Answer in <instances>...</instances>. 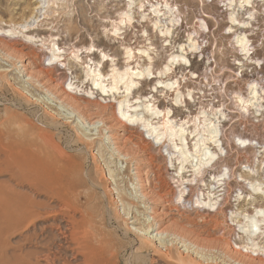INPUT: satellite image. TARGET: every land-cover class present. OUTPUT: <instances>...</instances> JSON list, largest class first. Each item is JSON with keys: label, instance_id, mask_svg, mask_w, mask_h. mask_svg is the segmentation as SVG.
<instances>
[{"label": "rangeland", "instance_id": "374dc122", "mask_svg": "<svg viewBox=\"0 0 264 264\" xmlns=\"http://www.w3.org/2000/svg\"><path fill=\"white\" fill-rule=\"evenodd\" d=\"M168 1L175 3L181 12L182 23L178 31L180 40L185 37L184 30L189 28L198 31L197 17L208 25V31L201 34L204 58L193 56L192 68L179 66L173 73H183L189 77L187 70L190 69L197 76L195 81L198 82L187 81L185 84L195 89V103L191 104L187 98L185 103L190 108L192 105L194 109L201 105L205 107L211 102L214 107L227 111L221 128L226 154L212 166L211 172L217 174L224 166L229 172L222 187L223 191L220 192L222 200L214 210L191 205L197 195L206 191L208 173L201 176L204 177L202 182L201 177H198L191 185H179L181 181L175 173L176 154H172L171 159L166 155L172 142L163 140L160 144H155L144 132L141 122L131 124L123 121L118 110L119 100L124 96L123 88H118L117 91L107 90L110 79L106 75L110 73L112 64L119 69L125 65L126 45L135 53L138 49L148 48V57H153V72L166 63L170 50L168 45H164V38L154 29L152 19L142 22L139 20L130 27L123 26L118 38L110 35L111 24L113 21L118 22V13L124 9L125 0H0V141L6 144L5 138L11 134L15 140L36 149L41 155L47 154L45 150L51 152L46 143L57 146L65 154L64 165L69 178L78 179L82 194L86 191L94 195L87 207L96 224L104 228L109 238L130 248L143 236L133 230L130 232L128 226L139 230L141 228L140 231L146 232L147 236L155 231L151 228L148 232L143 230H147L153 220H150L151 215L146 212L148 205L145 207L138 197L131 174L133 162L119 156L107 137L108 132L103 123L107 116L118 124L119 130L130 138L132 144L141 148L143 154L153 162V169L156 172L159 170L164 180L159 192L164 195L167 205L161 221L163 231L169 236L161 238L162 242L153 236L150 238L152 243H170L172 234L179 233L185 240L201 247L192 252L197 257L203 252L206 256L219 258L229 253L227 247L246 253L245 246L251 240L243 231V225L229 220V213L233 210L232 215L238 221L242 219V214H255L256 210L264 207L262 192L260 196L256 194L251 199L247 196L233 201L239 189L244 196L248 193L249 186L240 181V175L248 178L247 180H257L261 186L260 191L264 190V151L262 155H257L254 148L260 146L264 149V110L260 115L252 114V110L248 113L242 112L235 97L237 94L246 96L247 84L254 79L259 80L264 87V18H253V21L250 20V27L242 26L241 29V26L230 25L228 12L222 10L219 0H204L201 5L198 0ZM263 2L253 7L254 10ZM236 7L238 12L234 14L237 20L240 23L247 22L248 16L242 14L240 1H237ZM203 14L209 17L204 18ZM137 18L138 15L135 20ZM230 26L249 35L248 38L255 47V56L258 60L262 59L260 66L246 64L243 68L248 70H244L234 64L239 58V52L234 49L231 36L225 34ZM52 44L55 50L61 52L60 61H48L53 51ZM91 45L94 51L86 50ZM77 51L79 57L75 59L72 52ZM101 52L107 54V59L97 65L96 61L100 59ZM148 57L137 55L136 59L144 64L148 62ZM205 60H208V64ZM21 61H28L34 67L30 76L21 71ZM94 68L104 74L101 81L107 91L103 92L96 87L90 76L84 77L86 70L91 72ZM152 75L138 79V85L129 94L128 112L138 111L144 116L142 103L145 101L143 97L147 96L155 99L161 108L168 105L174 110V116L180 117L184 113V107L173 106L172 97L152 89L157 80L155 73ZM41 82L45 86H39ZM69 83L71 87H68ZM87 91L91 94L86 93ZM139 96L142 97L138 98ZM95 114L102 117H99L98 123L90 120ZM239 135L250 139L253 145H237L234 137ZM187 166H183L184 177L190 174ZM243 166H249L245 168L247 171H243ZM5 174L3 171L0 173V181L7 178L8 175ZM151 174L146 173V176ZM183 186L188 187L183 190L185 202L178 198ZM105 188H110L112 192L105 194ZM122 198L130 204L126 205ZM132 216H135L136 223H129L134 220ZM258 229L253 239L263 246L264 238L258 239V234L264 230V223ZM10 240L14 241L12 238ZM172 245L174 248L179 246L178 243ZM146 253L145 263L150 264L152 254ZM252 255L257 257L256 253ZM171 256L175 259L174 250Z\"/></svg>", "mask_w": 264, "mask_h": 264}, {"label": "bare ground", "instance_id": "6f19581e", "mask_svg": "<svg viewBox=\"0 0 264 264\" xmlns=\"http://www.w3.org/2000/svg\"><path fill=\"white\" fill-rule=\"evenodd\" d=\"M198 1L201 5L204 0ZM237 1H240L242 14L248 16L247 22L241 21L242 23H240L234 14V12H238ZM237 1L219 0V4L222 3V10L228 12L230 25L241 26V29L242 26L248 28L250 27V20L258 18L259 11L257 8L254 10L253 7H257L258 3L264 0ZM261 5H264V2ZM136 15H138L137 20H135ZM202 16L204 18L209 17L207 14ZM197 18L198 31L188 28L187 31L184 30L185 37L180 40L178 31L182 19L180 9L175 3L168 0H125L124 9L118 13V22L113 21L111 24L110 35L118 38L117 35L123 26L128 25L130 27L139 20L142 22L146 19H152L154 29L164 38L163 43L165 46L168 45L170 50L166 63L153 72L151 70L153 57H148V48L138 49L135 53L129 45H126L124 48L125 65L119 69L115 64H112L110 73L106 75L110 79L107 90L117 91L118 88H123L124 96L118 103L119 114L123 121L131 124L141 122L140 125L144 132L152 138L151 140L155 144H160L163 140L172 142L170 144L172 150H166V155L168 159H171L172 154H176L177 167L175 173H177L178 180L181 181L179 185L185 183L191 185L205 172L208 173V183L204 184L206 191L199 195L196 194L197 196L194 201H191V205L195 204L198 207L214 210L222 200L220 192L223 191L222 187H224L229 172L225 166L217 174L211 172L212 166L226 154L221 138V128L226 120L225 112L227 111L217 106L214 107L211 102L205 107L198 105L199 107L192 109L191 105L190 108L185 100L187 98L191 104L195 103L193 94L196 91L185 84L188 83L187 81L198 82L195 81L197 76L190 72V69H186L189 77L183 73L180 75L173 74L179 66L191 67L193 56L204 58L201 36L208 31V25L206 26L200 17ZM231 27L227 28L225 34L231 36L234 49L236 48L237 50H235L239 52V58L235 60L234 64L239 68H243L246 64H253L255 67L260 66L262 59L258 60V57L255 56V47L248 38L249 35L245 31H237ZM52 45L51 50L53 51L48 57V61H60L61 52L58 49L55 50L54 44ZM86 50H93V46L91 45ZM72 53L73 58L79 57L78 51ZM137 55L139 57L147 56L148 62L141 64L140 59H136ZM106 56V53L101 52V57L96 61V64L99 65ZM205 61L208 64V60ZM21 62V71L30 76L34 67L28 61ZM243 69L248 70V68ZM154 73L157 80L152 85V89L172 97L173 106L184 107L182 110L184 113L180 114V117L174 116V110L168 105L161 108L159 104H156L155 99H149L147 96L143 97L145 101L142 103L145 110L144 116L138 111L128 112L129 94L138 85V79L149 77ZM88 76L92 78L96 87L99 85V89L103 92L107 91L101 81L104 74L97 68L91 72L86 70L84 77ZM43 85L44 82L39 83V86L43 87ZM70 85L71 83L68 84V87H71ZM75 89L78 91V88ZM86 93L91 94L90 91ZM140 97L142 96L138 98ZM235 98L242 112L248 113L252 110V114L260 115L259 113L264 110V87L259 80L249 81L246 96L237 94ZM99 117L101 116L95 114L90 120L92 123H98ZM103 123L108 132L107 137L117 154L123 159H129L133 162V173L131 174L135 181L138 197L145 204V207L148 205L146 212L151 215L150 220H153L147 230L144 228L143 230L148 232L151 228L155 232L147 236L146 232L140 231L141 228L139 230L128 226L127 229L130 232L133 230V232L143 236L134 247L130 248L120 245L111 237L109 238V234H106L104 228L96 224L93 214L87 207L94 195L86 191L82 194L78 179L69 178L67 167L65 168L64 165L65 154L57 146L46 143L51 152L45 150L47 154L41 155L36 149L29 148L9 134L5 138L6 144L4 141L3 143L0 141V173L3 171L8 175L6 179L0 181V264H144L146 262L144 253L148 254L146 252L152 254L150 264H264V245L260 246L259 242L257 243L254 241L255 238L253 239L259 225L264 223V215L261 214L264 213V207L256 210L255 214H242V212V219L238 221L232 215L233 210L229 213V220L243 225L241 226L243 231L251 240L249 245H244L247 250L246 253L236 248L227 247L229 253L219 256V258L206 256L203 252L197 257L192 255V252L196 251V248L201 249V247L195 246L187 238L185 240L179 233L172 234V242L170 243H152L150 238L152 239L153 236L159 238L160 242H162L161 238L169 236L163 231L161 221L166 213L165 205H167L164 195L159 192L164 180L159 170L156 172L153 169V162L143 154L141 148L132 144L130 138L119 130L118 124L107 116L104 117ZM157 140L160 142L157 143ZM234 141L242 147L253 145L250 139L242 135L235 136ZM254 148L257 155H262L261 153L264 151L262 147L256 146ZM39 149L41 148L39 147ZM184 164L188 165L190 172L189 176L185 177L182 174ZM243 167V169L249 168V166ZM243 171H247V169ZM150 172L152 174L146 176V173ZM239 177H241V182H245L249 186V189L245 196L241 192L242 190L236 191L233 201H238L247 196L251 199L256 194L260 196V192L264 198V190L260 191L261 186L257 180H247L248 178H244L242 175ZM203 179L204 177H201L200 181L202 182ZM182 188L178 198L185 202V191L183 190L188 187L183 186ZM107 192L112 191L110 188H105L104 193ZM122 201L126 205L130 204L124 198ZM131 218L134 219L135 216ZM135 220L129 223H136ZM98 222L100 223V221ZM262 233L264 230L258 234V239L264 238ZM11 238L14 240L13 242L10 240ZM16 238L19 239L16 240ZM175 243H178L179 246L174 248L172 244ZM172 250L175 251V259L171 256ZM253 253H256L257 257H254ZM125 255L126 258L124 259Z\"/></svg>", "mask_w": 264, "mask_h": 264}, {"label": "built area", "instance_id": "2783aa9c", "mask_svg": "<svg viewBox=\"0 0 264 264\" xmlns=\"http://www.w3.org/2000/svg\"><path fill=\"white\" fill-rule=\"evenodd\" d=\"M257 9L259 11L257 14L258 19L264 18V5L263 6L259 5ZM257 20L255 21V23L257 22Z\"/></svg>", "mask_w": 264, "mask_h": 264}, {"label": "snow or ice", "instance_id": "6c2138e0", "mask_svg": "<svg viewBox=\"0 0 264 264\" xmlns=\"http://www.w3.org/2000/svg\"><path fill=\"white\" fill-rule=\"evenodd\" d=\"M104 59H107V57H104ZM49 62H50V61H49ZM97 87H99V85H97ZM156 142L159 143L160 141L157 140ZM261 214L264 215V213H261Z\"/></svg>", "mask_w": 264, "mask_h": 264}]
</instances>
